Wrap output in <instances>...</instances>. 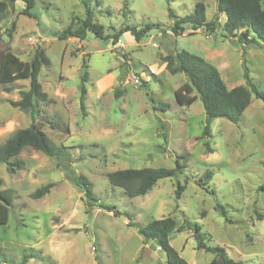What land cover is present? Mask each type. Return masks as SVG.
Returning <instances> with one entry per match:
<instances>
[{"label": "rangeland", "instance_id": "374dc122", "mask_svg": "<svg viewBox=\"0 0 264 264\" xmlns=\"http://www.w3.org/2000/svg\"><path fill=\"white\" fill-rule=\"evenodd\" d=\"M6 1L13 8L0 22V53L10 49L31 61L38 46L46 51L51 64L41 68L38 78L49 100L39 103L36 121L56 144L69 148L74 169L93 183L98 200L88 201L55 157L26 146L14 158L23 162L22 169L11 173L0 163V190H15L8 222L0 224V264H19L26 248L42 252L29 264H168L155 242H145L125 215L116 216L103 205L129 213L141 226L167 216L177 227L197 223L207 245L225 248L233 259L264 264V100L252 94L238 123L215 118L210 136L203 138L207 117L201 99L185 105L177 101L175 91L189 79L170 73L163 60L177 50L201 56L219 69L228 88L245 85L248 69L264 94V45H246L204 27L187 26L181 35L170 30L168 8L182 16L192 13L197 2L206 5L208 21L223 24L224 15L215 20L216 0H127L126 15L124 0H89L106 34L125 24H159L139 41L127 31L117 43L89 30L83 40L59 38L72 21L73 28L81 25L83 0H34L32 17L22 13L24 0ZM29 83L0 82V145L32 122L29 112L12 105ZM160 102L167 108H156ZM177 157L186 166L183 171L158 180L144 195L129 197L108 179L118 169L173 168ZM207 171L212 178L201 186L197 181ZM50 182L49 193L32 197ZM178 182L186 185L179 199ZM170 244L189 264H209L216 257L197 247L193 227L175 231Z\"/></svg>", "mask_w": 264, "mask_h": 264}, {"label": "trees", "instance_id": "16d2710c", "mask_svg": "<svg viewBox=\"0 0 264 264\" xmlns=\"http://www.w3.org/2000/svg\"><path fill=\"white\" fill-rule=\"evenodd\" d=\"M14 2L16 0H10ZM26 7L22 13L30 17L33 16L31 9L34 6V0H24ZM170 0H168L169 2ZM264 0H216V16L224 15L225 21L223 24H218L215 21H208L206 15V5L203 2H197L195 9L190 14L178 15L171 7L168 8V15L172 20L170 30L175 35L184 34L187 26L192 30L205 28L211 33H216L217 30L224 37H235L243 44L258 43L264 45V7L262 2ZM100 4L99 0H97ZM86 8L85 18L80 19L81 25L73 28L74 21L64 30L59 33L60 39H67L75 37L83 40L87 31H91L96 37L105 40L113 39L117 43L120 36L124 32H131L137 41L141 40L153 27L158 26L156 23H148L146 26L137 28L134 25H122L117 31L111 34H106L103 24L94 20V14L90 7L89 0H83ZM13 8L6 0H0V22L3 21L7 15V10ZM123 14L129 12L128 2L124 0ZM112 29H114L112 27ZM11 36V35H9ZM2 39V27L0 24V41ZM166 64V69L175 74L177 72L184 73L189 82L181 85L176 91L175 96L177 101L182 104H191L195 102L198 97L201 99L205 113L206 125L203 130L202 137L210 136L209 127L211 120L215 118H226L233 123H238L248 108L252 100V94L257 98L264 100V94L258 89L257 85L249 76L248 69L245 70L246 84L228 88L224 79L221 76L219 69L206 60L205 58L196 54L190 53L186 50H177L174 53L166 54L163 57ZM51 61L46 54L44 48L38 46L35 49L31 61L22 60L17 54L10 49L0 53V82L12 83L22 79L29 80L28 89H20V99L13 101L12 105L24 112L31 114L32 122L26 128H19L13 131L0 145V163H5L9 172L14 173L18 169L23 168L21 160L14 159L21 151L30 146L36 150L42 151L44 154L55 157L60 166L69 178L79 186L84 196L88 201L98 200L94 190L93 183L83 174H79L74 169L72 162L73 156L69 148L64 145L56 144L46 132L41 128V125L36 121L39 115L38 105L40 102L49 100V95L43 90L42 84L39 81V73L43 66H50ZM84 67L87 64L84 63ZM87 72L82 76L83 84L81 86L80 104L81 109L85 112V98L87 88L85 81L87 80ZM5 90H11V87H6ZM196 94H192L193 91ZM116 95H121L122 91L116 90ZM168 105L159 103L156 108L166 109ZM54 125V124H53ZM208 148L209 142L206 141ZM176 159V166L173 168L166 167H143L138 169L126 168L112 171L108 174L110 183L114 186L125 190L129 197L144 195L149 192L158 182V180L166 177H174L181 173L186 167ZM212 178V172L207 171L201 180L197 181L199 185L208 183ZM54 186L53 182L47 183L38 187L33 193V198H41L49 193ZM186 188L185 184L178 182L175 190L177 199L181 198L182 193ZM15 190L6 188L0 190V224H6L10 213V208L13 204V196ZM102 208L113 212L114 215H125L128 218L127 224L136 226L139 233L142 235L145 242L152 241L166 255L168 264H189L179 252L170 244V236L175 231H181L184 227L192 228L195 231V238L198 241L197 247L205 249L216 254V257L209 264H248L241 260L233 259L229 256L227 250L220 246H209L204 240L201 227L197 223H185V226H176L174 218L167 216L159 219H152L146 225L141 226L132 221V216L127 212L118 210L115 206L103 205ZM217 208L223 215L227 214V209L218 204ZM228 219V218H227ZM42 255L41 250L34 248L24 249L22 260L19 264H29L31 256ZM7 261L8 258H5Z\"/></svg>", "mask_w": 264, "mask_h": 264}, {"label": "built area", "instance_id": "2783aa9c", "mask_svg": "<svg viewBox=\"0 0 264 264\" xmlns=\"http://www.w3.org/2000/svg\"><path fill=\"white\" fill-rule=\"evenodd\" d=\"M138 81V80H137Z\"/></svg>", "mask_w": 264, "mask_h": 264}]
</instances>
